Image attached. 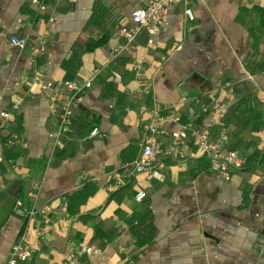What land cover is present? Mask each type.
Returning <instances> with one entry per match:
<instances>
[{
	"label": "crops",
	"instance_id": "crops-1",
	"mask_svg": "<svg viewBox=\"0 0 264 264\" xmlns=\"http://www.w3.org/2000/svg\"><path fill=\"white\" fill-rule=\"evenodd\" d=\"M96 1L50 0L38 12L32 0H0V108L22 98L6 141L0 136V190L13 181L11 191L30 204L40 182L38 204L53 208L28 264H60L81 244L99 251L80 264H264V0H175L151 46L142 30L141 49L117 55L120 29L134 27L149 0H104L117 8L115 30L88 51ZM12 34L28 35V45L11 44ZM39 38L47 50L36 56ZM142 54L152 59L137 63ZM72 56L69 78L92 86L55 144L52 108ZM214 100L224 105L218 117L209 112ZM154 110L173 117L156 135L154 167L134 173L129 163ZM191 124L212 127L215 137L222 127L221 147L243 153L247 165L228 179L210 170ZM93 127L99 136H89ZM22 223L13 211L0 223V264Z\"/></svg>",
	"mask_w": 264,
	"mask_h": 264
},
{
	"label": "built area",
	"instance_id": "built-area-1",
	"mask_svg": "<svg viewBox=\"0 0 264 264\" xmlns=\"http://www.w3.org/2000/svg\"><path fill=\"white\" fill-rule=\"evenodd\" d=\"M69 4H73L76 0H64ZM32 3L36 6L38 12H45L48 8L47 0H32ZM175 0H149L144 10L136 17L135 26L131 29L121 28L120 32L124 37V42L119 44L114 53L117 55L121 50L129 48L134 52H138L141 46L135 42L136 36L145 30L146 44L148 46L153 44L154 36L159 32L163 26L169 8L174 5ZM185 15L189 19H193V13L190 8L184 9ZM54 20V17H51ZM30 41L28 35L18 36L12 34L10 36L11 44L24 49ZM47 50L46 41L44 38H39L35 42V48L33 50L34 55H43ZM147 62V56L144 54L138 55L137 63ZM150 67H155L153 64H148ZM114 79L119 82L120 75L115 72ZM65 92L63 93V99L61 104H56L52 108V113L57 118V126L53 133L54 143L58 144L65 126L70 121L71 107L76 102V99L87 88L92 86L91 79L84 83L78 81H66L64 83ZM22 103V98L16 96L13 102L12 108L18 110ZM224 105L218 101H213V107L210 111L211 117H218L223 113ZM154 120L146 127L147 135L141 140V148L138 156L129 163L134 173L148 172L155 163V155L160 150V143L156 137L158 133H162V123L164 120L172 118L173 115H160L156 110L153 112ZM11 111L8 108H0V134H2L6 128L8 121L11 118ZM194 144L200 154L207 156L210 160V169L220 175L221 177L228 179L230 177L231 169H242L247 165V160L243 158L237 151L225 150L221 147V138L216 141L209 140V133L206 128L194 129ZM224 131H221L220 135L223 136ZM100 135L99 127H93L89 136L95 137ZM175 143L177 141L175 140ZM128 165V164H127ZM119 184V183H118ZM41 183H35L34 190L29 193L32 198V202L27 204L25 198L18 196L16 199L13 213L17 217L23 220L22 227L18 239L13 244L9 257L5 264H17L19 261H25L32 257L36 250L37 241H43L46 239V232L48 231L47 217L53 208L50 204H38V193L41 188ZM143 196L139 193L136 196L137 200H140ZM32 237L36 238V241L32 240ZM99 249L93 245L83 244L81 247L75 250L73 254H69L64 258L60 264H80V258L84 254H96ZM128 264H132L131 261Z\"/></svg>",
	"mask_w": 264,
	"mask_h": 264
},
{
	"label": "trees",
	"instance_id": "trees-1",
	"mask_svg": "<svg viewBox=\"0 0 264 264\" xmlns=\"http://www.w3.org/2000/svg\"><path fill=\"white\" fill-rule=\"evenodd\" d=\"M47 4H50V0H47ZM69 4V3H68ZM71 5V4H70ZM92 28L93 30L91 31L92 33V42L89 43L87 46H86V50H93L94 48H96L97 46H100L104 43L107 42V40L110 38V36L112 35V33L114 32L115 30V24L117 22V8L115 5L113 4H108L106 2H104V0H97L95 5H94V11H93V16H92ZM91 24V23H90ZM151 46V45H150ZM147 59H152V57L149 55L147 57ZM74 60V57L72 56L69 60H64L62 62V67L64 68V70L66 71V78H69V75H70V72L72 71V68H71V64ZM66 81H76L75 78H69V79H66ZM65 81V82H66ZM211 107H210V111L212 110V107H213V103H211ZM75 108V103L72 105L71 107V111L73 113V110ZM11 111V117L15 115L14 112H16L15 109H12L10 110ZM209 111V112H210ZM71 113V114H72ZM71 117V116H70ZM221 118V117H220ZM219 118V119H220ZM12 119V118H11ZM219 122V120L215 123L217 124ZM219 124V123H218ZM56 125H57V118H56ZM192 125V124H191ZM199 125V124H197ZM196 124L190 126V130L193 132L194 129L198 128V129H202V125H199L197 126ZM10 127V120L8 121L7 125H6V128L5 130H8V128ZM219 130V134L218 136H211V133H212V127H207V131L209 132V136L211 138H209L210 141H216L220 138V133H221V130H224L222 127H219L217 128ZM4 130V131H5ZM216 131V130H215ZM3 134V133H2ZM2 134H0L1 137V140L3 141H6L7 137L3 136ZM63 135V133H62ZM224 135V134H223ZM9 137H14L13 133L9 131L8 135ZM194 138V136H193ZM213 139V140H212ZM223 140V138H222ZM225 147V146H224ZM222 147L223 149L225 150H234V151H237L243 158L247 159V157L243 154V153H240L238 150L236 149H233V148H229V147ZM197 150V148H196ZM198 152V150H197ZM199 156L206 159L208 162H209V168H210V160L207 156L203 155V154H200L198 152ZM154 167V166H153ZM211 170V169H210ZM139 193H142L143 196L141 197V199L139 201H142L145 199L146 197V193L145 191H139L136 195H135V198L136 196L139 194ZM83 244L80 245V247L82 246ZM37 251L38 249L36 248L35 252L33 253L32 257L28 260H25V261H19L17 264H28L29 260H31L33 257L36 256L37 254Z\"/></svg>",
	"mask_w": 264,
	"mask_h": 264
},
{
	"label": "water",
	"instance_id": "water-1",
	"mask_svg": "<svg viewBox=\"0 0 264 264\" xmlns=\"http://www.w3.org/2000/svg\"><path fill=\"white\" fill-rule=\"evenodd\" d=\"M13 181L0 190V223L8 218L12 212L19 194L11 191Z\"/></svg>",
	"mask_w": 264,
	"mask_h": 264
}]
</instances>
